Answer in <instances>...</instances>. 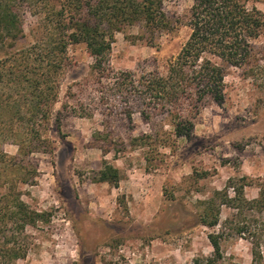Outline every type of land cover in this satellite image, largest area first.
I'll return each mask as SVG.
<instances>
[{"label":"rangeland","instance_id":"374dc122","mask_svg":"<svg viewBox=\"0 0 264 264\" xmlns=\"http://www.w3.org/2000/svg\"><path fill=\"white\" fill-rule=\"evenodd\" d=\"M192 3L164 0L167 14L180 21L154 45L141 39L142 27L117 32L112 68L164 72L189 37ZM257 6L264 12V2ZM26 24L19 49L40 37L35 18ZM257 42L264 45V34ZM70 54L45 133L53 151L31 156L37 184L24 187V199L51 212V221L31 231L33 246L14 264H193L213 253L211 232L220 237L223 264H264V71L251 78L229 68L227 101L201 110L190 139L133 145L152 132L137 104L125 103L111 85H97L83 46ZM127 106L135 108L131 117ZM100 131L108 153L92 144ZM3 149L18 154L11 142ZM106 165L118 169L117 185L100 180ZM212 198L219 208L215 229L202 221L201 203Z\"/></svg>","mask_w":264,"mask_h":264},{"label":"trees","instance_id":"16d2710c","mask_svg":"<svg viewBox=\"0 0 264 264\" xmlns=\"http://www.w3.org/2000/svg\"><path fill=\"white\" fill-rule=\"evenodd\" d=\"M259 2L264 0H193L187 14L189 37L167 60L164 72L154 68L138 73L110 65L116 33L139 26L144 30L141 39L154 45L180 21L167 14L164 0H0V264L25 257L34 243L31 231L51 221V212L33 208L24 199V187L37 184L38 167L31 156L53 151L45 133L72 63L71 49L83 46L93 58L91 76L97 85H111L125 103H136L151 125L152 132L133 138L132 144L154 141L168 147L191 138L203 108L227 101L229 68L251 78L264 71V45L257 42L264 34ZM29 16L37 20L40 37L19 49L17 41ZM127 109L131 117L135 108ZM102 140L100 131L92 144L108 153L111 148ZM7 142L18 146L17 155L3 149ZM99 177L114 185L120 181L111 165ZM201 205L203 224L215 229L216 200ZM209 240L213 253L196 257L193 264H223L219 235L211 232Z\"/></svg>","mask_w":264,"mask_h":264}]
</instances>
